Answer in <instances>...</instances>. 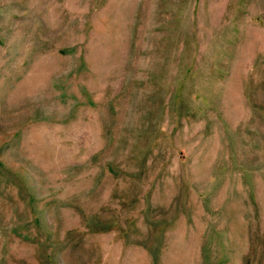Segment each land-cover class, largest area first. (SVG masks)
I'll use <instances>...</instances> for the list:
<instances>
[{
	"label": "rangeland",
	"instance_id": "374dc122",
	"mask_svg": "<svg viewBox=\"0 0 264 264\" xmlns=\"http://www.w3.org/2000/svg\"><path fill=\"white\" fill-rule=\"evenodd\" d=\"M0 264H264V0H0Z\"/></svg>",
	"mask_w": 264,
	"mask_h": 264
}]
</instances>
